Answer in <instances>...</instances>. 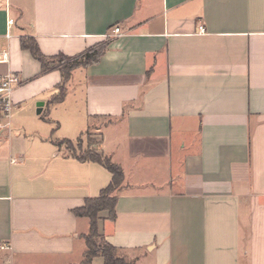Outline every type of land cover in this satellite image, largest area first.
I'll return each instance as SVG.
<instances>
[{
	"label": "crops",
	"instance_id": "obj_1",
	"mask_svg": "<svg viewBox=\"0 0 264 264\" xmlns=\"http://www.w3.org/2000/svg\"><path fill=\"white\" fill-rule=\"evenodd\" d=\"M24 37L46 57L108 45L52 104L60 73L40 74ZM0 46V73L19 77L0 127V264H84L89 222L73 211L111 175L53 142L92 122L123 173L98 222L120 257L264 264V0H0Z\"/></svg>",
	"mask_w": 264,
	"mask_h": 264
},
{
	"label": "trees",
	"instance_id": "obj_2",
	"mask_svg": "<svg viewBox=\"0 0 264 264\" xmlns=\"http://www.w3.org/2000/svg\"><path fill=\"white\" fill-rule=\"evenodd\" d=\"M19 42L21 50L28 51L31 57L39 63L40 74L45 75L52 71L60 73V83L56 87L57 94L51 99L50 103L52 104L63 100L66 93V85L72 72L78 68H87L98 64L108 45V42L105 41L88 48L79 56L69 58L61 54L53 57L44 56L33 38L24 37ZM53 143L58 147L65 145L76 160L96 163L106 169L111 175L110 183L96 198L86 199L81 208L73 211L76 217H84L89 222L88 232L84 236L86 250L83 263L89 264L94 257H100L104 264H130L118 255V249L109 245L98 230L100 213H106L107 218L111 221L115 218L117 194L121 190L123 182V173L120 166L95 150L85 151L82 155H76L71 148L72 142L69 140L54 141Z\"/></svg>",
	"mask_w": 264,
	"mask_h": 264
},
{
	"label": "built area",
	"instance_id": "obj_3",
	"mask_svg": "<svg viewBox=\"0 0 264 264\" xmlns=\"http://www.w3.org/2000/svg\"><path fill=\"white\" fill-rule=\"evenodd\" d=\"M12 21H7V29L11 26ZM198 33L204 34L205 29L202 26L198 27ZM123 33L118 27H113L111 29V37H120ZM6 39H9V34L5 35ZM10 60L9 50L7 47L0 46V66L8 65ZM19 85V77L15 73L7 72L0 73V127L3 125H8L13 104H12V93L14 89Z\"/></svg>",
	"mask_w": 264,
	"mask_h": 264
},
{
	"label": "rangeland",
	"instance_id": "obj_4",
	"mask_svg": "<svg viewBox=\"0 0 264 264\" xmlns=\"http://www.w3.org/2000/svg\"><path fill=\"white\" fill-rule=\"evenodd\" d=\"M35 105L36 103L34 102V107ZM96 124H97L96 122H92L90 124L89 130L85 132L78 140L72 142L71 148L76 153V155H82L85 151L96 150V146L98 144V140L96 138V132L94 131ZM62 150L66 153L67 151L70 153V150L65 145L62 147Z\"/></svg>",
	"mask_w": 264,
	"mask_h": 264
},
{
	"label": "water",
	"instance_id": "obj_5",
	"mask_svg": "<svg viewBox=\"0 0 264 264\" xmlns=\"http://www.w3.org/2000/svg\"><path fill=\"white\" fill-rule=\"evenodd\" d=\"M42 104L40 103L39 105H37V106H41ZM37 112H39V111H37Z\"/></svg>",
	"mask_w": 264,
	"mask_h": 264
}]
</instances>
